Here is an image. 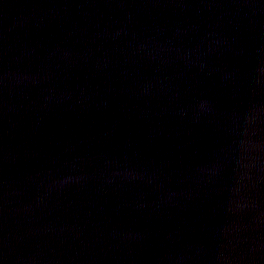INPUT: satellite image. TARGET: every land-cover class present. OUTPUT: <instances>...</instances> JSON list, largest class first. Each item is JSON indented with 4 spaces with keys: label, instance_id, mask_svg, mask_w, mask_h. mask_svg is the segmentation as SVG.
<instances>
[{
    "label": "water",
    "instance_id": "obj_1",
    "mask_svg": "<svg viewBox=\"0 0 264 264\" xmlns=\"http://www.w3.org/2000/svg\"><path fill=\"white\" fill-rule=\"evenodd\" d=\"M0 264H264V0H0Z\"/></svg>",
    "mask_w": 264,
    "mask_h": 264
}]
</instances>
